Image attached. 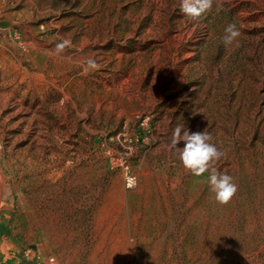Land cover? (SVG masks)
<instances>
[{
    "label": "rangeland",
    "instance_id": "1",
    "mask_svg": "<svg viewBox=\"0 0 264 264\" xmlns=\"http://www.w3.org/2000/svg\"><path fill=\"white\" fill-rule=\"evenodd\" d=\"M180 2L0 0V264H264V0ZM177 125L225 153L229 204L169 150Z\"/></svg>",
    "mask_w": 264,
    "mask_h": 264
},
{
    "label": "clouds",
    "instance_id": "2",
    "mask_svg": "<svg viewBox=\"0 0 264 264\" xmlns=\"http://www.w3.org/2000/svg\"><path fill=\"white\" fill-rule=\"evenodd\" d=\"M213 3L214 0H181L180 10L191 19L197 20L212 9ZM240 36L241 32L236 24L230 23L224 29L223 44L226 48H239ZM71 45V40L63 39L55 45V52L62 53ZM86 63L90 69L98 67L94 59H89ZM181 142L183 147H178ZM169 150L176 153L187 173L195 177L208 173L207 184L218 204L227 205L232 201L238 191V184L232 175L217 168L216 165L225 153L213 142V137L207 130L192 132L184 125H177L171 133Z\"/></svg>",
    "mask_w": 264,
    "mask_h": 264
},
{
    "label": "bare ground",
    "instance_id": "3",
    "mask_svg": "<svg viewBox=\"0 0 264 264\" xmlns=\"http://www.w3.org/2000/svg\"><path fill=\"white\" fill-rule=\"evenodd\" d=\"M261 1H263V0H261ZM264 5V4H263ZM156 16V15H155ZM261 17V16H260ZM264 18V17H263ZM178 21H176V23H177ZM152 25H154V24H152ZM185 27V26H184ZM166 29V28H165ZM190 29V28H189ZM182 30V29H181ZM108 31V30H107ZM155 31H158L159 32V28L158 27H155V26H152V27H150L149 29H147L146 30V32L147 33H151V32H155ZM167 31V30H166ZM193 31V29H191V30H188L187 32L190 34L191 32ZM156 33V32H155ZM182 33V32H181ZM100 35V34H99ZM173 36V35H172ZM183 34H175L173 37H171L172 39H179V40H181L182 38H183ZM168 38V37H167ZM171 38L170 39H165V42H164V46L165 47H170L169 46V44H170V41H171ZM100 40H102V39H100L99 37H96L95 39H94V43H97V42H99ZM174 46H177V45H174ZM183 46V45H182ZM80 49H83V47H84V43L83 44H81L80 46ZM160 47V46H159ZM180 47V46H179ZM178 47V48H179ZM173 49V48H172ZM161 50V49H160ZM194 50V49H193ZM174 51H175V49H174ZM161 52V51H160ZM180 52V51H179ZM93 53V52H92ZM178 53V52H177ZM177 53L176 54H174V55H172V56H170V59L171 60H173V62H176L177 61ZM187 54H185V57H192L195 53H188V52H186ZM89 54V53H88ZM70 56V55H69ZM155 57H154V59H153V62L155 63V65H158V61L161 59V55L159 56V54L157 53L156 55H154ZM167 56V54H166V52L163 54V56H162V58L164 59L165 57ZM184 56V55H183ZM76 58V57H75ZM77 58H79V57H77ZM69 59H71V58H69ZM73 59H74V57H73ZM68 60V59H67ZM72 60V59H71ZM170 60V61H171ZM198 64V63H197ZM155 67H157V66H155ZM159 67H165V68H167V70L169 69V67L167 66V63L165 62V61H162L161 63H159ZM172 68V67H171ZM170 68V69H171ZM156 69V68H155ZM25 70V69H24ZM43 70H45V69H43ZM157 70V69H156ZM166 72V71H165ZM165 72H163V73H165ZM45 74V73H44ZM30 75V74H29ZM28 75V76H29ZM38 77H40L41 78V76L40 75H37ZM43 76V75H42ZM157 75H156V73H154L153 74V77L152 78H155ZM159 77V76H158ZM23 79V78H22ZM21 79V80H22ZM27 79V78H26ZM43 79V78H42ZM147 79V78H146ZM43 81H45V80H43ZM39 91V90H38ZM161 96V95H160ZM147 100H149V99H147ZM42 101V100H41ZM149 103V102H148ZM38 109V108H37ZM40 111V110H39ZM257 111H258V109H256L255 110V113H257ZM261 119V117L259 116L258 117V119L257 120H260Z\"/></svg>",
    "mask_w": 264,
    "mask_h": 264
},
{
    "label": "built area",
    "instance_id": "4",
    "mask_svg": "<svg viewBox=\"0 0 264 264\" xmlns=\"http://www.w3.org/2000/svg\"><path fill=\"white\" fill-rule=\"evenodd\" d=\"M128 181L130 184H132L133 178L130 177ZM26 256H29V251L26 252ZM55 262H56V258L54 256H51L47 260H42V259L30 260L26 264H55Z\"/></svg>",
    "mask_w": 264,
    "mask_h": 264
}]
</instances>
